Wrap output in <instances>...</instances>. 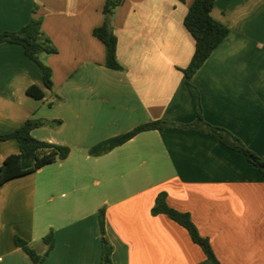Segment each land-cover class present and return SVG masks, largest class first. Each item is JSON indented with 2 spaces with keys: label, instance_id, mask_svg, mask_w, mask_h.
I'll return each mask as SVG.
<instances>
[{
  "label": "crops",
  "instance_id": "1",
  "mask_svg": "<svg viewBox=\"0 0 264 264\" xmlns=\"http://www.w3.org/2000/svg\"><path fill=\"white\" fill-rule=\"evenodd\" d=\"M193 1L122 0L109 17L124 67L117 71L105 65L94 36L107 0H0V34L39 17L57 49L42 55L53 71L51 91L23 46L0 43V136L28 119H58L61 127L32 135L72 149L0 186V264H35L15 237L44 253L51 230L44 264H101V208L112 264H214L183 226L152 214L160 192L191 214L221 264H264V176L242 152L205 131L168 126L89 153L145 123L195 122L183 73L195 52L184 24ZM211 14L230 34L191 80L203 116L264 158V0H215ZM32 85L46 96H30ZM53 93L62 101L53 102ZM19 151L17 139L0 140V166Z\"/></svg>",
  "mask_w": 264,
  "mask_h": 264
},
{
  "label": "trees",
  "instance_id": "2",
  "mask_svg": "<svg viewBox=\"0 0 264 264\" xmlns=\"http://www.w3.org/2000/svg\"><path fill=\"white\" fill-rule=\"evenodd\" d=\"M121 2L122 0H107L103 10L105 21L101 26L94 29V36L105 47V65L117 71H123L124 67L118 59V38L109 24V17L114 14ZM214 3L215 0H194L184 20L185 27L195 39V52L188 67L183 69V73L188 79L189 90L195 102V122L186 125H174L161 120L145 123L93 146L89 150L91 155L104 154L126 143L141 132L168 126H178L185 129L205 131L226 146L242 152L248 162L257 167L264 176V158L247 147L240 138L229 130L211 125L205 120L200 92L191 81L230 34L229 27L213 18L211 12ZM0 43H15L23 46L25 54L40 66L46 87L51 91L54 90L53 71L51 67L43 62L42 55L55 54L57 53V49L44 34L41 18H32L27 25L18 31L1 33ZM27 93L37 99H43L46 96L45 92L37 85L30 86ZM54 101L60 102L62 101V97L53 93ZM62 125L63 121L58 119H28L15 131L0 136V140L8 138L17 139L20 147L18 153L9 155L3 165L0 166V186L14 178L34 173L46 165L67 159L71 154V147L42 141L32 135V131L35 128L43 126L59 128ZM151 212L153 215L165 214L183 226L189 232L192 240L203 249L209 260L214 264H221L215 255L209 239L201 235L191 214L171 207L167 202L166 192L158 194ZM105 220V209L101 208L99 210V221L102 232L101 264H112L113 246L105 237ZM43 240L48 245L44 253L36 252L27 241L18 236L15 237V244L23 248L35 264H44L55 243L54 231L51 230Z\"/></svg>",
  "mask_w": 264,
  "mask_h": 264
}]
</instances>
